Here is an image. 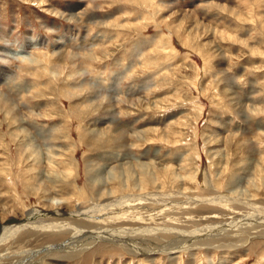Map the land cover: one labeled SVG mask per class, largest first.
<instances>
[{"label":"rangeland","instance_id":"1","mask_svg":"<svg viewBox=\"0 0 264 264\" xmlns=\"http://www.w3.org/2000/svg\"><path fill=\"white\" fill-rule=\"evenodd\" d=\"M0 242L264 264V0H0Z\"/></svg>","mask_w":264,"mask_h":264},{"label":"bare ground","instance_id":"2","mask_svg":"<svg viewBox=\"0 0 264 264\" xmlns=\"http://www.w3.org/2000/svg\"><path fill=\"white\" fill-rule=\"evenodd\" d=\"M25 144V143H24ZM32 144V143H31ZM28 145V144H27ZM149 202V201H148ZM37 214V213H36ZM32 216V215H31ZM34 216V215H33ZM91 217V216H90ZM36 219V218H35ZM31 222V221H30ZM29 222V223H30ZM33 223V222H32ZM87 224V223H86ZM55 225V224H54ZM56 226V225H55ZM28 227V226H27ZM78 229V228H77ZM65 232V231H64ZM94 237V236H93ZM97 240V239H96ZM115 242V241H114ZM1 243V242H0ZM90 243V242H89ZM111 243V242H110Z\"/></svg>","mask_w":264,"mask_h":264}]
</instances>
